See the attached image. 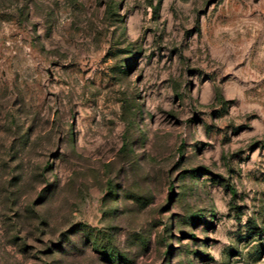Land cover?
<instances>
[{
	"label": "rangeland",
	"instance_id": "374dc122",
	"mask_svg": "<svg viewBox=\"0 0 264 264\" xmlns=\"http://www.w3.org/2000/svg\"><path fill=\"white\" fill-rule=\"evenodd\" d=\"M0 264H264V0H0Z\"/></svg>",
	"mask_w": 264,
	"mask_h": 264
}]
</instances>
